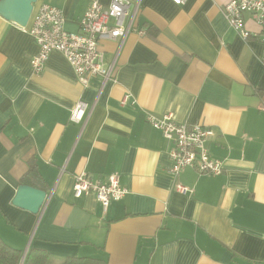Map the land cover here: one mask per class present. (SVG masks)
<instances>
[{"label":"crops","instance_id":"obj_1","mask_svg":"<svg viewBox=\"0 0 264 264\" xmlns=\"http://www.w3.org/2000/svg\"><path fill=\"white\" fill-rule=\"evenodd\" d=\"M91 1L37 0L33 10L57 7L64 28L78 32ZM228 1L140 0L135 29L99 45L104 60L115 62L116 82L91 76L87 87L57 51L34 74V39L0 15L3 242L22 254L46 251V264L74 256L107 264H264L263 45L228 24ZM246 27L258 29L249 18ZM79 100L89 106L83 124L69 119ZM165 114L203 125L209 154L222 161L219 175L183 168L177 181L191 192L175 190L173 143L146 120ZM31 166L39 177L28 185L46 192L39 214L12 204ZM81 173L100 181L116 173L126 193L103 211L94 194L73 196Z\"/></svg>","mask_w":264,"mask_h":264},{"label":"built area","instance_id":"obj_2","mask_svg":"<svg viewBox=\"0 0 264 264\" xmlns=\"http://www.w3.org/2000/svg\"><path fill=\"white\" fill-rule=\"evenodd\" d=\"M130 0H109L104 5L98 0L90 2L79 22L78 32H69L64 28L65 18L62 11L54 6L42 3L22 27L34 39L37 52L30 59L31 70L40 74L49 54L60 52L73 68L77 81L87 87L89 77L98 76L102 84L115 83V62H106L100 50L102 41L124 40L135 29L139 2ZM174 4H182L186 0H171ZM222 13L228 24L243 39L253 36L263 45L261 59L264 62V0H229L224 4ZM253 21L258 27L252 31L246 27V20ZM143 34V30L138 31ZM123 103V102H122ZM89 106L79 100L71 110L70 121L84 123ZM146 120L162 135L171 140L173 147L169 151L171 173L176 179L175 190L181 193L191 189L177 181L180 171L185 167L194 168L198 173L219 175L223 172L221 160L213 158L206 147L208 130L201 124L176 122L171 114L158 118L148 115ZM74 197L89 193L94 194L103 211L111 201L121 199L126 189L120 185L119 176L110 174L105 181L93 180L86 173L74 177L72 186Z\"/></svg>","mask_w":264,"mask_h":264},{"label":"water","instance_id":"obj_3","mask_svg":"<svg viewBox=\"0 0 264 264\" xmlns=\"http://www.w3.org/2000/svg\"><path fill=\"white\" fill-rule=\"evenodd\" d=\"M37 0H0V15L21 27H25L32 15ZM46 192L27 184L18 185L12 204L32 214H39L46 202ZM23 252L20 264L23 263Z\"/></svg>","mask_w":264,"mask_h":264},{"label":"trees","instance_id":"obj_4","mask_svg":"<svg viewBox=\"0 0 264 264\" xmlns=\"http://www.w3.org/2000/svg\"><path fill=\"white\" fill-rule=\"evenodd\" d=\"M39 177L34 166H31L26 174L21 178L22 184H32L30 177ZM22 251L7 245L0 239V264H20ZM48 253L41 249L30 247L25 255L22 264H46ZM62 264H107L105 260L86 257L74 256L67 257Z\"/></svg>","mask_w":264,"mask_h":264}]
</instances>
